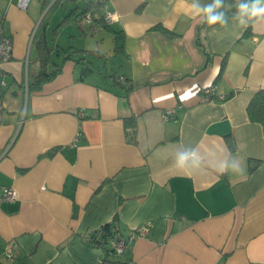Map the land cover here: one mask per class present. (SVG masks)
<instances>
[{"label":"crops","instance_id":"0c3cea01","mask_svg":"<svg viewBox=\"0 0 264 264\" xmlns=\"http://www.w3.org/2000/svg\"><path fill=\"white\" fill-rule=\"evenodd\" d=\"M16 1L0 0L13 43L1 65L0 196L5 188L17 194L0 202L5 260L100 264L106 252L88 240L115 222L124 238L148 231L106 264H264V127L246 114L264 89V18L238 11L256 0H221L223 26L191 8L214 0H100L90 23L80 14L97 0H32L24 11ZM106 11L115 15L108 25ZM65 27L73 32L66 48ZM112 32L123 33L121 52ZM76 34L108 39L114 67L92 66L82 54L89 50L74 46ZM39 37L52 50L47 71L61 70L30 90ZM102 43L87 54L105 67ZM82 64L91 70L84 76ZM208 86L214 95L205 101ZM130 117L135 143L126 136ZM11 242L17 248L8 260Z\"/></svg>","mask_w":264,"mask_h":264},{"label":"trees","instance_id":"16d2710c","mask_svg":"<svg viewBox=\"0 0 264 264\" xmlns=\"http://www.w3.org/2000/svg\"><path fill=\"white\" fill-rule=\"evenodd\" d=\"M61 0H57L55 3H59ZM71 4H75L78 0H68ZM102 2L97 0L95 3H90L88 1L85 2V7L82 10L80 15H83L85 12L91 10L96 11L100 9L102 6ZM75 8L74 10H76ZM73 10V11H74ZM65 21V20H64ZM44 25V24H43ZM42 25V26H43ZM103 28L107 29L108 27L103 22ZM163 34H168L167 31L161 29ZM249 30H247L244 34L245 36L248 35ZM113 43H114V51L121 52L123 47V33L122 32H112ZM36 47L38 57L37 60L40 64L39 71L36 72L31 76L28 81V88L30 90L39 89L45 83L51 82L55 79V77L60 73V68H55L53 71L48 72L47 69L52 64L50 54L52 52L51 48L48 46V43L44 38L39 37L36 40ZM90 54H96L91 52ZM70 59V57H66L65 60ZM81 62V60H78ZM91 72L90 69L84 64H82L81 68V75L84 76L86 73ZM126 84V81L124 82ZM1 97H2V92ZM246 114L247 119H249L252 123H257L264 127V89L258 90L251 100L249 101L248 105H246ZM124 125L127 128V139L131 143H135L136 141V118L130 117L124 119ZM228 146L231 150H234V144L231 139H228ZM252 168V167H251ZM118 238H124L118 228V225L115 222H111L109 224L104 225L101 227L97 232L91 235L90 240L88 243L94 247H100L105 250L106 257L103 262L108 263L110 257H118L115 255L114 250L112 249V242L116 241ZM120 256V255H119Z\"/></svg>","mask_w":264,"mask_h":264},{"label":"built area","instance_id":"2783aa9c","mask_svg":"<svg viewBox=\"0 0 264 264\" xmlns=\"http://www.w3.org/2000/svg\"><path fill=\"white\" fill-rule=\"evenodd\" d=\"M32 0H17L16 1V7L20 10H26L29 3ZM103 6V4H102ZM93 11L89 10L85 12L82 15V21L90 23L93 15ZM115 18L114 13L106 11L103 17V21L105 24H110ZM3 23H4V16L0 15V92L1 90L6 87L7 83L5 81L4 73L2 71L1 65L5 62H8L12 59V51H13V43L12 39L5 35L4 33V28H3ZM203 98L205 101L211 100V98L214 95V88L212 86H208L203 89ZM218 100H224L223 96H219ZM4 105L0 93V124L3 121V115H4ZM172 114L171 110H167L165 112V117L168 119ZM80 134L77 136L79 137ZM17 198L16 192L11 189V188H5L2 191V195L0 196V202L2 201H14ZM148 231V227L145 226V228H137L135 229L132 233L128 235L127 238H118L116 241H113L111 246L112 249L114 250L115 255L119 256L124 254V252L127 249L128 244L136 239L139 236H143L146 232ZM16 244L15 243H9L4 251V256L8 260H13L15 257V250H16ZM100 264H106L105 262H101Z\"/></svg>","mask_w":264,"mask_h":264},{"label":"rangeland","instance_id":"374dc122","mask_svg":"<svg viewBox=\"0 0 264 264\" xmlns=\"http://www.w3.org/2000/svg\"><path fill=\"white\" fill-rule=\"evenodd\" d=\"M33 1H38V0H33ZM40 1V0H39ZM75 6H77V7H79V8H81V4H78V5H75ZM67 8V10L68 9H70V6H67L66 7ZM61 12H63L62 10H59L58 11V14H57V16H56V18L60 15V13ZM62 15V14H61ZM61 19V18H60ZM60 19H54L53 20V24H52V27L53 28H55L56 27V25L59 23V20ZM65 35L63 36V38H61L60 39V41H59V43L61 44V46H63L64 48H66V47H68L69 46V44L72 46V43H69L68 42V39H70V38H68V35L69 34H72V33H70V31H71V27H65ZM101 29V31H108L107 29H104V28H100ZM57 30H59L58 28H57ZM60 32V30L58 31V33ZM61 33V32H60ZM60 33H59V35L58 36H60ZM77 37V38H76ZM76 37H75V39H77L76 41L77 42H75V43H73L74 44V46H78V47H82V48H84V49H87V50H89V51H86V52H83L82 54H83V56H86V58H87V60L89 61V62H91L92 63V66H97V67H101V69L103 70V71H109L110 70V68L109 67H114V66H112V64H113V62H114V57H113V54H112V51L111 52H109L108 50H110L109 49V47H110V42H109V40L108 39H106V41H105V43L103 44L102 43V37L100 36V35H97V36H95L96 37V39L95 40H90V39H92V38H89V40H85V38H81V40L80 41H78V34H76ZM53 38H55L54 36H53ZM88 43V44H87ZM96 43L97 44H100V43H102L101 45L102 46H104V52L108 55V56H106V57H108L109 58V62H107V64H109V65H104L105 67H103V65L101 64V63H98V60L96 59H94V58H91V57H89V54H87L88 52H92V51H94L95 50V45H96ZM82 54H79L80 56L82 55ZM54 59H55V57H54ZM55 62H56V60H55ZM0 264H11V262H8L7 260H5V258L2 256V253H0Z\"/></svg>","mask_w":264,"mask_h":264},{"label":"clouds","instance_id":"9594fccd","mask_svg":"<svg viewBox=\"0 0 264 264\" xmlns=\"http://www.w3.org/2000/svg\"><path fill=\"white\" fill-rule=\"evenodd\" d=\"M221 7V0H214V3L212 5H208L203 8H197L194 5L191 6V8L194 10L196 14H203L204 18L206 19V22L208 25H215L217 23L221 24L222 26L226 24V20L223 13H218L216 9ZM238 11L243 13L250 12L251 16L257 17V18H264V0H256V3L249 8L246 5H241L238 9ZM187 159V156H181L180 162L181 164L184 162V160ZM231 169L233 171L239 172L241 169L239 166L233 162V165L231 166ZM226 169L223 167L221 168L220 172L223 173Z\"/></svg>","mask_w":264,"mask_h":264}]
</instances>
